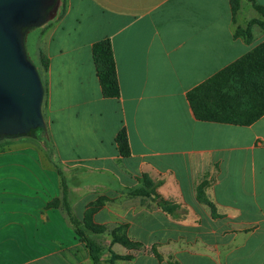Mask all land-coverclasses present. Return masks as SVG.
I'll return each instance as SVG.
<instances>
[{
  "label": "crops",
  "instance_id": "crops-1",
  "mask_svg": "<svg viewBox=\"0 0 264 264\" xmlns=\"http://www.w3.org/2000/svg\"><path fill=\"white\" fill-rule=\"evenodd\" d=\"M38 33L45 130L0 153V264H93L70 216L124 223L143 247L127 264H264L262 97L237 107V123L198 120L186 100L248 55L223 92L264 93V17L251 3L58 0ZM106 39L117 98L103 97L91 54ZM145 178L157 198L129 194Z\"/></svg>",
  "mask_w": 264,
  "mask_h": 264
},
{
  "label": "water",
  "instance_id": "water-1",
  "mask_svg": "<svg viewBox=\"0 0 264 264\" xmlns=\"http://www.w3.org/2000/svg\"><path fill=\"white\" fill-rule=\"evenodd\" d=\"M57 0H0V138L44 128L43 87L23 46L27 28L40 26Z\"/></svg>",
  "mask_w": 264,
  "mask_h": 264
},
{
  "label": "trees",
  "instance_id": "trees-1",
  "mask_svg": "<svg viewBox=\"0 0 264 264\" xmlns=\"http://www.w3.org/2000/svg\"><path fill=\"white\" fill-rule=\"evenodd\" d=\"M251 3L252 7L264 17V7L257 5L254 0H247ZM234 9L237 6V0H232ZM91 54L95 66L96 76L101 87V93L105 98H117L119 96V87L116 77L115 63L112 54V48L110 41L108 39L98 41L93 44L91 49ZM42 61H43V56ZM251 56H246L245 59L238 61L233 66L227 67L222 70L220 73L216 74L205 83L196 86L191 91L187 92L186 100L189 103V106L193 112V115L196 119L202 121H216V122H225V123H237L240 122L236 118V111L233 110L228 102V108H221L218 112L217 100L221 96H227L229 92H223L225 83L228 79L235 74L233 71L238 64H241ZM44 63V61L42 62ZM45 65V63H44ZM45 94V89L43 90ZM226 98V97H225ZM232 99V98H230ZM260 103L264 104V98L260 99ZM44 131V128H38L31 130L27 136H35L36 132ZM116 143L122 155L127 154V141L124 132L118 133L116 136ZM157 183H155L154 188H156ZM152 188V187H150ZM133 196H152L157 198L158 196L154 193L153 189L149 190L144 187L138 188L132 192ZM65 204V201H64ZM158 206L167 214H173V207L166 202L160 200ZM65 208L69 213V210L65 204ZM71 222L75 227L76 234L85 241L86 248L88 249L89 256L93 264H102L100 261V252L96 244L86 238L82 230L78 227V221L71 218ZM108 264H111L110 262Z\"/></svg>",
  "mask_w": 264,
  "mask_h": 264
},
{
  "label": "rangeland",
  "instance_id": "rangeland-1",
  "mask_svg": "<svg viewBox=\"0 0 264 264\" xmlns=\"http://www.w3.org/2000/svg\"><path fill=\"white\" fill-rule=\"evenodd\" d=\"M58 0L56 1V3ZM39 27L40 26H34L27 28L23 33V46L26 58L28 61L34 66L36 69L38 76L40 78L43 90H44V73L42 71V68L40 66L39 62V53H38V45L40 43V35H39ZM262 51H264L262 49ZM233 80V81H231ZM254 80V78H250L249 83L246 82L243 89H249L250 87L248 84H250ZM231 81V82H230ZM236 79L232 78L229 81L226 82L225 88L230 87H238L237 82H235ZM235 82V83H234ZM258 85L253 86V90H259ZM225 101H223L224 105L228 104L230 101V104L233 105V110L236 111L237 107L239 110H242L249 104H253L257 102V98H264V93H256V92H229L227 96H225ZM232 98V99H230ZM44 91H43V98L41 103V113L43 117L44 113ZM222 103V104H223ZM221 104V105H222ZM218 105V112H220V99L217 100ZM220 105V107H219ZM235 115V113H234ZM45 130V125H44ZM43 132V131H42ZM16 137H1L0 138V153H3L9 149H12L14 147L13 142ZM156 183V182H155ZM151 180L148 178H145L142 180V184L144 188L146 189H153L155 193V188ZM158 183V182H157ZM152 187V188H150ZM136 190V189H134ZM134 190H130L129 194L132 195V192ZM153 199H155L153 197ZM104 201L101 199L99 201V204L96 205L97 208L101 207L104 203ZM64 208H65V204ZM66 209V208H65ZM173 211H175V208L173 207ZM89 216V215H88ZM91 216V215H90ZM78 227L82 230L84 236L90 240H92L96 246L99 249L100 252V261L102 264H108L109 262L111 264H127L136 254L137 252H141L143 250V247L140 245V243L135 242L132 238L128 237L126 233V226L124 223L121 224H113L110 226L105 225H96L91 220H86L84 222H78ZM81 238V237H80ZM82 239V238H81ZM83 240V239H82ZM114 243H118L122 245L123 247L127 248L129 251L126 255H118L114 251H112L111 245ZM118 251V250H117ZM131 251V252H130Z\"/></svg>",
  "mask_w": 264,
  "mask_h": 264
}]
</instances>
